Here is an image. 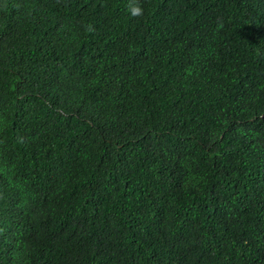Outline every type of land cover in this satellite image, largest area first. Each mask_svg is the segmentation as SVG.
Returning <instances> with one entry per match:
<instances>
[{"label":"trees","instance_id":"16d2710c","mask_svg":"<svg viewBox=\"0 0 264 264\" xmlns=\"http://www.w3.org/2000/svg\"><path fill=\"white\" fill-rule=\"evenodd\" d=\"M0 264H264V0H0Z\"/></svg>","mask_w":264,"mask_h":264},{"label":"clouds","instance_id":"9594fccd","mask_svg":"<svg viewBox=\"0 0 264 264\" xmlns=\"http://www.w3.org/2000/svg\"><path fill=\"white\" fill-rule=\"evenodd\" d=\"M139 12H140V9H139V8H136V9L134 10V13H133V14H136V15H138V14H139Z\"/></svg>","mask_w":264,"mask_h":264}]
</instances>
